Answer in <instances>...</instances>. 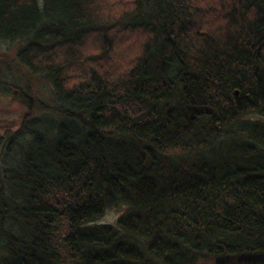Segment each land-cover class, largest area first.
I'll return each instance as SVG.
<instances>
[{
	"label": "trees",
	"instance_id": "trees-1",
	"mask_svg": "<svg viewBox=\"0 0 264 264\" xmlns=\"http://www.w3.org/2000/svg\"><path fill=\"white\" fill-rule=\"evenodd\" d=\"M3 42L55 104L0 140V264H264V0H0Z\"/></svg>",
	"mask_w": 264,
	"mask_h": 264
},
{
	"label": "rangeland",
	"instance_id": "rangeland-1",
	"mask_svg": "<svg viewBox=\"0 0 264 264\" xmlns=\"http://www.w3.org/2000/svg\"><path fill=\"white\" fill-rule=\"evenodd\" d=\"M21 43H1L0 44V140L5 138L9 132L11 137L18 132L24 124L27 107L22 102V93L36 95L41 100L54 106V94L50 85L31 72L19 61L17 53L22 47ZM9 90L5 88V85ZM14 86V87H13ZM37 113V111H36ZM9 137L6 139L9 140ZM19 139V138H18ZM6 141L9 143V141ZM19 142H21L19 140ZM15 146V145H13ZM6 147L5 143L0 145V163L6 164L10 158L19 159L20 154L14 147ZM19 160H12V165H18ZM2 167V166H1ZM2 171L4 169L2 168ZM119 211L109 212L103 222H112L118 216Z\"/></svg>",
	"mask_w": 264,
	"mask_h": 264
}]
</instances>
